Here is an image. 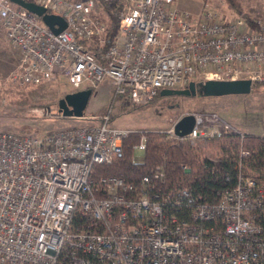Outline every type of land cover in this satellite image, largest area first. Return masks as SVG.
Listing matches in <instances>:
<instances>
[{
	"label": "built area",
	"instance_id": "2783aa9c",
	"mask_svg": "<svg viewBox=\"0 0 264 264\" xmlns=\"http://www.w3.org/2000/svg\"><path fill=\"white\" fill-rule=\"evenodd\" d=\"M31 1L67 26L55 32L26 7L0 0L1 26L20 53L10 79L21 85L64 80L74 92L110 80L116 96L138 107L193 80L264 82V20L251 23L235 7L220 11L205 0L195 12L177 0H104L120 8L107 45L100 0ZM188 113L195 125L179 136L174 124ZM77 118L97 122L0 130V264H264V181L244 172L249 150H240L234 187L207 201L169 187L162 163L138 179L99 172L137 130L112 125L110 112ZM222 128L242 139L249 133L209 110L183 113L163 130L195 144ZM134 148H147L145 132Z\"/></svg>",
	"mask_w": 264,
	"mask_h": 264
},
{
	"label": "rangeland",
	"instance_id": "374dc122",
	"mask_svg": "<svg viewBox=\"0 0 264 264\" xmlns=\"http://www.w3.org/2000/svg\"><path fill=\"white\" fill-rule=\"evenodd\" d=\"M206 1L211 8L220 11L230 7L226 0ZM239 1L250 15L264 20V0ZM185 7L192 8V5ZM98 11L99 17L106 18L105 10ZM19 57V51L10 43L0 23V81L4 83L3 95L0 96V130H33L31 132L45 133L68 126H84L97 122L93 119L61 115L59 100L71 88L64 80L24 85L11 80L10 76L18 65ZM161 90L148 104L123 107L121 104L125 98L116 96L113 84L107 80L100 87L93 89L85 114L100 116L110 112L112 125L142 130L165 129L183 113L209 110L217 112L229 123L249 132L260 135L264 132V84L253 88L247 94H231L228 100L226 97L230 95H163ZM145 155V149L135 148L133 151L136 161H144Z\"/></svg>",
	"mask_w": 264,
	"mask_h": 264
},
{
	"label": "trees",
	"instance_id": "16d2710c",
	"mask_svg": "<svg viewBox=\"0 0 264 264\" xmlns=\"http://www.w3.org/2000/svg\"><path fill=\"white\" fill-rule=\"evenodd\" d=\"M226 2L230 7H236L251 23L258 19L257 16L250 15L239 0ZM97 8L105 10L108 16L106 34L109 45L118 30L120 8L115 2L104 0L98 2ZM261 84L264 82L254 83L252 89ZM198 94L203 95L200 92ZM229 95L227 100L231 97ZM121 105L129 107L130 103L124 100ZM31 131L33 130H27ZM141 132L147 134L146 155L144 161H136L133 158L134 145L139 142ZM242 148L250 152L243 159L245 174L253 172L264 181V137L249 132L242 139L238 133L225 128H222L220 135L202 137L195 144L188 138L170 136L160 128L137 130L125 137L123 151L112 163L99 164L97 169L103 173L138 179L162 163L166 168L169 187L185 186L198 198L214 201L225 189L233 188L236 184Z\"/></svg>",
	"mask_w": 264,
	"mask_h": 264
},
{
	"label": "water",
	"instance_id": "95a60500",
	"mask_svg": "<svg viewBox=\"0 0 264 264\" xmlns=\"http://www.w3.org/2000/svg\"><path fill=\"white\" fill-rule=\"evenodd\" d=\"M12 1L39 15L55 32H60L67 26V21L62 15L48 12L47 8L41 4L31 0ZM252 87V81L244 78L237 80L210 79L205 82L193 80L185 88H164L161 90V94L193 95L200 92L205 96H223L229 94H247L251 92ZM92 93L93 90L91 88H83L66 93L59 100V112L65 117H83ZM195 121L196 117L193 113L185 114L174 124L175 133L179 136L190 133L195 125Z\"/></svg>",
	"mask_w": 264,
	"mask_h": 264
},
{
	"label": "crops",
	"instance_id": "0c3cea01",
	"mask_svg": "<svg viewBox=\"0 0 264 264\" xmlns=\"http://www.w3.org/2000/svg\"><path fill=\"white\" fill-rule=\"evenodd\" d=\"M177 3L181 6V7H184V8H187V9H190V10H193L195 12L199 11L202 7H203V4H204V0H177ZM192 5V8H188V7H185L186 5ZM89 115V114H88Z\"/></svg>",
	"mask_w": 264,
	"mask_h": 264
}]
</instances>
